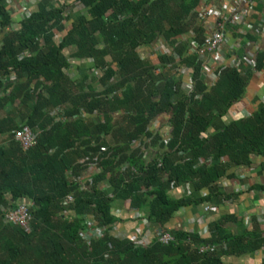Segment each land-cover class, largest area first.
<instances>
[{
	"label": "trees",
	"instance_id": "obj_1",
	"mask_svg": "<svg viewBox=\"0 0 264 264\" xmlns=\"http://www.w3.org/2000/svg\"><path fill=\"white\" fill-rule=\"evenodd\" d=\"M76 1L82 8L72 14L40 1L12 29L0 0V264H223V256L264 247L255 218L235 235L226 228L235 216L226 212L209 221L208 236L166 227L182 208L219 207L230 196L219 182L232 177L231 167L264 158V106L210 130L242 98L253 69L228 64L206 83L202 62L181 38L193 30L201 41V0ZM158 40L170 54L156 49ZM149 45L153 61L139 53ZM254 59V70L262 69L264 52ZM79 60H91L100 76L89 77L90 68L71 78L66 69ZM178 64L192 69L191 93L182 89ZM118 89L120 95L108 96ZM24 126L34 136L26 148L14 136ZM156 143L157 151L148 148ZM94 160L99 170L87 177ZM185 184L189 193L171 194ZM21 201L29 205L28 229L4 220ZM133 210L148 231L155 224L175 240L162 244L160 231H149V244H136L129 237L138 223ZM129 222L126 233L120 226ZM94 227H103L102 235L85 239ZM206 244L215 249L200 252Z\"/></svg>",
	"mask_w": 264,
	"mask_h": 264
},
{
	"label": "crops",
	"instance_id": "obj_2",
	"mask_svg": "<svg viewBox=\"0 0 264 264\" xmlns=\"http://www.w3.org/2000/svg\"><path fill=\"white\" fill-rule=\"evenodd\" d=\"M42 1L48 6L58 5L63 6L66 13H77L82 8L79 1L76 0H5V5L10 11L12 18L11 28L16 29L17 22L25 16L23 7L32 11L37 8L38 3ZM234 0H201L196 7L204 6H216L222 13L227 14L228 7L233 4ZM81 12L84 10H80ZM208 20V21H207ZM218 18L209 16L206 20L202 21L203 32L205 33L214 21ZM252 25L251 29L247 26ZM264 0H253L252 7L246 13L244 19L239 23H230L225 27V33L227 36L226 43L222 46L221 53L226 63L233 62L235 59L242 55L256 56L259 52H264ZM9 29V28H8ZM247 36H252L249 39ZM153 46V45H152ZM152 46L142 47L140 54L143 56L148 55L150 60L153 61L155 56L152 54ZM141 56V57H143ZM205 65L214 67L210 55L206 57ZM80 61V60H79ZM91 60H81L80 62H73L66 69V73L71 78L82 77L86 74V71L91 68ZM249 67L246 64L242 65V70L246 71ZM93 76L91 70H88V76ZM97 78V77H96ZM90 79V78H89ZM206 83L208 80L206 78ZM93 88L98 91L101 89L100 85L92 84ZM264 106V67L260 70L253 71L249 79L246 91L242 98L236 101L230 110L223 117H216L213 120L210 130L214 131L222 127L227 120L234 117L245 115V113L253 112L260 107ZM157 121V120H156ZM156 121L154 125L156 127ZM159 121L165 125L166 119L162 115L159 117ZM161 126V125H159ZM158 144L149 146L152 151L158 150ZM148 149V150H149ZM252 163L248 166H235L231 167V178H223L219 185H223L225 191L230 194L229 198L223 200L217 210L205 211L204 205H193L187 208H182L176 212L174 217L166 224L167 229L183 228L187 231H197L200 233L202 227L208 225L209 221L216 220L224 212L233 214L235 216L234 221H229L226 224V228L235 235L242 234L245 230H249L252 225V218H255L259 223L260 229L264 230V158L256 155H252ZM88 173L86 172V175ZM185 192V186H173L171 188V194L173 196H181ZM216 205V204H214ZM123 204L121 203L118 211L121 218L127 220L129 213L124 211ZM132 218V216H131ZM130 219V218H129ZM249 222L246 223L245 220ZM136 223V221H135ZM134 223L129 222L127 226H122L121 229L124 232H129L133 228ZM128 229V231L126 230ZM149 231L154 233L160 231V227L155 224L148 226ZM210 233H206L203 236H208ZM223 264H264V247L252 253H246L243 255H226L222 257Z\"/></svg>",
	"mask_w": 264,
	"mask_h": 264
},
{
	"label": "built area",
	"instance_id": "obj_3",
	"mask_svg": "<svg viewBox=\"0 0 264 264\" xmlns=\"http://www.w3.org/2000/svg\"><path fill=\"white\" fill-rule=\"evenodd\" d=\"M253 4V0H234L233 4L230 5L228 7V11L227 14L222 15L221 11L216 7V6H204V7H198L197 9H195V12L197 13V16L199 18V20L204 21L206 20L209 16H214L217 17L218 20L212 22L213 26L210 27V29H208L205 33H203V37L201 38V41H199L196 38V34L193 30H189L187 34H184L181 36L182 39H185L186 44L188 45V53L191 54H196V59L199 61H201V65H202V70L203 73L205 75V77L208 80V84L212 85L215 80L217 79V73L221 68H224L225 66H227L228 64L230 66H233L235 68H238L239 70L243 71L242 65L246 64L248 67L252 68L253 71L255 69V59L254 56L252 55H242L240 57H238L237 59H235L233 62L230 63H226V61L224 60L222 53H221V49L222 46L226 43L227 40V36L225 33V27L227 25H229L230 23H239L241 22L244 17L246 16V13L248 12V10L252 7ZM23 11H25L27 14L29 12V10H27L25 7H23ZM208 21V20H207ZM248 28L251 29L252 25L247 26ZM261 29H264V26L262 25ZM156 49L158 51L170 54L172 51V48L168 45L167 42L163 41V40H158L157 44H156ZM210 55L212 61L214 62V67L212 68L211 66H206L205 65V60L206 57ZM175 60L178 61L179 57L178 55L174 54ZM170 64H167L166 67L169 68ZM115 68V67H114ZM177 69L180 73L183 74L184 76V81L182 83V89L183 91L188 94L193 92L194 89V79L192 76V69L191 68H187L185 65L183 64H178ZM92 73L98 78L101 74V70L99 68H91ZM248 85V84H247ZM120 95L121 94V90H114L113 92L109 93L108 96L112 97L113 95ZM57 112H59V110H57ZM252 112L250 113H245V115L242 116H248L250 115ZM166 119V129H168L169 125H168V115L164 116ZM55 119L60 120L62 119V116H56ZM154 121V120H153ZM155 123V122H154ZM14 136L15 138L21 143V146L23 148H26L30 145H32L34 143V136L31 133V130L24 126L21 129H17L14 132ZM167 136V133H166ZM150 139H146L145 141L147 143H149ZM140 143V141L134 140L133 141V145L136 144L138 145ZM104 149V148H102ZM83 160V159H82ZM81 160V161H82ZM220 160L222 162L226 161L227 158L226 157H222L220 158ZM208 162V164L211 162V159H200V162ZM99 170V167L97 165V162L94 160L92 162H89L88 166H87V170L86 172L88 173L86 176H90L91 173L95 172ZM185 192L184 193H189V189H188V184H185ZM68 200H72V197L70 195H68ZM204 207L203 209L205 211H209V210H213L216 211L217 210V206L211 203H204L203 204ZM133 217L136 218V220H138V223L136 225V227L133 229V231L131 232V234L129 235V237L131 239H133V241L138 244V245H142V246H146L149 244L150 240H151V236L149 231L146 229V220L144 218H141V214L139 211L137 210H133ZM29 205L24 202L21 201L14 209L8 211V213L5 214V221L6 222H10L12 224H19L22 227H24L25 229L29 228ZM141 218V219H140ZM93 222V221H92ZM91 221L87 222V226L88 228H90L89 223H92ZM246 223L249 222L248 219L245 220ZM146 225V226H145ZM103 227H94L93 229H91L92 233H84L83 236L85 239H89V236H101L103 231H102ZM115 228V227H114ZM146 230V231H144ZM210 233V231L208 230V228L206 226L202 227L200 230V235H204L206 233ZM174 237L172 236V234L168 233V232H164V231H160L157 234V241L162 243V244H168L169 242L173 241ZM199 251L200 252H206V251H213L215 249L214 245H200L199 247Z\"/></svg>",
	"mask_w": 264,
	"mask_h": 264
},
{
	"label": "rangeland",
	"instance_id": "obj_4",
	"mask_svg": "<svg viewBox=\"0 0 264 264\" xmlns=\"http://www.w3.org/2000/svg\"><path fill=\"white\" fill-rule=\"evenodd\" d=\"M66 53V52H65ZM166 232H168V231H166ZM168 233H170V232H168ZM171 234V233H170ZM173 236V235H172ZM174 237V236H173ZM175 239H173V241H174ZM173 241H171V242H173ZM170 243V242H169Z\"/></svg>",
	"mask_w": 264,
	"mask_h": 264
},
{
	"label": "water",
	"instance_id": "obj_5",
	"mask_svg": "<svg viewBox=\"0 0 264 264\" xmlns=\"http://www.w3.org/2000/svg\"><path fill=\"white\" fill-rule=\"evenodd\" d=\"M161 230V229H160Z\"/></svg>",
	"mask_w": 264,
	"mask_h": 264
}]
</instances>
